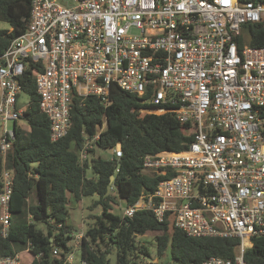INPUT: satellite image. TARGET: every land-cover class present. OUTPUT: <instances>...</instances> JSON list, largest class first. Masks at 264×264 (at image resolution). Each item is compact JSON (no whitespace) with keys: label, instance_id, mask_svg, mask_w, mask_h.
Returning a JSON list of instances; mask_svg holds the SVG:
<instances>
[{"label":"built area","instance_id":"obj_1","mask_svg":"<svg viewBox=\"0 0 264 264\" xmlns=\"http://www.w3.org/2000/svg\"><path fill=\"white\" fill-rule=\"evenodd\" d=\"M253 23L264 30V0H32L27 30L0 54L2 235L13 193L8 154L31 103L21 96L32 61L41 64L36 89L53 141L69 133L75 95L108 106L112 84L189 126L187 150L144 156L143 170L162 178L124 216L171 213L189 236L239 238L232 258L203 264H247L246 251L264 237V45H251ZM105 125L84 133L82 164ZM114 153L122 156L120 143ZM67 259L74 264V253ZM21 262L20 253L0 255V264Z\"/></svg>","mask_w":264,"mask_h":264},{"label":"trees","instance_id":"obj_2","mask_svg":"<svg viewBox=\"0 0 264 264\" xmlns=\"http://www.w3.org/2000/svg\"><path fill=\"white\" fill-rule=\"evenodd\" d=\"M31 9L32 0H0V54L27 30ZM249 27L251 45L263 46V24ZM40 66L29 61L22 79L23 92L31 102L25 120L29 129L17 124L16 140L8 154V166L14 172L13 193L7 236L2 235L0 223V255L28 250L30 264H71L68 255L78 252L81 263L74 264H140L142 256H150L151 251L149 245L138 241V236L157 232L153 238L156 254L164 264H171V260L177 264H203L211 256H234L239 238L189 236L175 226L171 213L159 221L148 210L137 211L133 217L112 211L116 203L114 190L127 206L142 193L155 190L162 177L143 170L144 156L187 150L193 140L189 126L174 113L112 84L108 106L96 96L81 100L75 95L69 133L53 141L50 121L39 107L35 71ZM105 122L96 147L82 164L79 153L84 133L93 136ZM118 143L121 157L114 153ZM96 150H111V155H96ZM110 184L113 188L107 193ZM94 195L98 198L89 205L88 227L76 248V228L68 221L70 204ZM97 209L100 212H95ZM245 260L247 264H264V237L255 239Z\"/></svg>","mask_w":264,"mask_h":264},{"label":"rangeland","instance_id":"obj_3","mask_svg":"<svg viewBox=\"0 0 264 264\" xmlns=\"http://www.w3.org/2000/svg\"><path fill=\"white\" fill-rule=\"evenodd\" d=\"M60 2L65 3V0H60ZM6 24L3 23L2 27H5ZM29 100V96L28 95H22L21 96V102L23 104H27ZM10 126H13V122L9 123ZM21 125L26 128L29 129V126L23 122L21 123ZM103 155L104 157H108L111 155V150H107V151H100V150H96V155ZM90 171H88V175H90ZM113 196L115 197L116 203L113 204V209L112 211L115 214L124 215V211L127 207V205L125 204V202L119 198L117 191L114 190L113 191ZM98 196L94 195V196H89V197H84L83 199H81L80 201H75L72 202L70 204L69 210H70V216L68 221L73 224L75 226V230L77 231H86L87 227H88V214L91 212L89 209V205L91 204V202L95 199H97ZM95 212H100L99 209H97ZM75 232V235H76ZM158 233H146L145 235H141L138 236V241L141 242L142 244H146L150 246V251H151V255L150 256H142L141 262L140 264H164L163 263V259L159 258L156 254V247H155V240L153 239ZM74 235V243L75 246L77 247L78 245L76 244V242L78 241L77 237ZM21 256V260L22 263L24 264H30V259H31V255L29 253L28 250L23 251L22 253H20ZM112 260L115 261V255L112 256ZM75 263H81L80 261V257H79V253L75 252L74 254V260ZM167 260H165L166 262ZM171 264H177L174 260L170 261Z\"/></svg>","mask_w":264,"mask_h":264},{"label":"water","instance_id":"obj_4","mask_svg":"<svg viewBox=\"0 0 264 264\" xmlns=\"http://www.w3.org/2000/svg\"><path fill=\"white\" fill-rule=\"evenodd\" d=\"M119 166H120V163L118 164L117 169L119 168ZM113 180H114V175L111 176V184L113 183ZM111 184L108 187L107 193H109L111 189L113 188Z\"/></svg>","mask_w":264,"mask_h":264}]
</instances>
